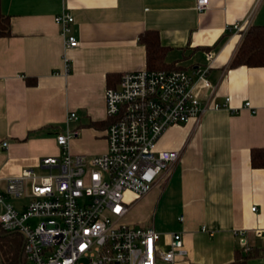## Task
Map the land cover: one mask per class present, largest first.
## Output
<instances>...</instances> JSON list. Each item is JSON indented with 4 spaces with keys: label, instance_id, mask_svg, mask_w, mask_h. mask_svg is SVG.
<instances>
[{
    "label": "crops",
    "instance_id": "obj_1",
    "mask_svg": "<svg viewBox=\"0 0 264 264\" xmlns=\"http://www.w3.org/2000/svg\"><path fill=\"white\" fill-rule=\"evenodd\" d=\"M194 4L0 0V12L9 19V35L0 37V190L23 170L37 176L50 170L40 161L61 155L54 138L71 112L76 118L68 128L78 134L67 143L69 153L92 157L106 151L110 120L104 92L122 73L146 69L139 40L156 33L164 49L160 70L206 66L210 87L194 76L196 95L212 104L229 101L205 111L197 122L166 129L157 149L178 150V160L147 195L130 203L125 221L151 224L164 247L169 233L180 232L186 256L175 264H264V168H252L249 156L251 149L264 147V66H230L248 29L264 26V0H209L201 12ZM62 10L73 17L75 48H64L54 23ZM245 20L243 33L228 28ZM245 101L250 108L243 107ZM159 212L172 217L162 232L155 226ZM236 231L245 232V246ZM1 232L21 239L25 264L23 238Z\"/></svg>",
    "mask_w": 264,
    "mask_h": 264
},
{
    "label": "built area",
    "instance_id": "obj_2",
    "mask_svg": "<svg viewBox=\"0 0 264 264\" xmlns=\"http://www.w3.org/2000/svg\"><path fill=\"white\" fill-rule=\"evenodd\" d=\"M208 4L209 0H195L194 9L204 11ZM53 18L64 48L77 47L69 12L62 10ZM246 23L228 28L243 33ZM63 61L67 71L69 61L64 57ZM207 72L203 66L191 72L174 68L122 73L117 85L104 92L105 116L110 120L104 153L92 157L69 153L67 143L78 134L68 128L67 123L76 118L71 112L65 129L54 138L61 155L40 161L50 170L41 176L23 170L6 180L0 190V230L23 238L28 264H175L185 258L180 232L169 233L164 247L161 234L151 225L129 224L125 217L130 203L147 195L178 160V150L157 149L166 129L197 122L205 111L228 103L227 98L216 104L198 98L193 77L209 88ZM243 107L250 108V102ZM13 199L26 201L15 205ZM235 235L245 246V232Z\"/></svg>",
    "mask_w": 264,
    "mask_h": 264
},
{
    "label": "trees",
    "instance_id": "obj_3",
    "mask_svg": "<svg viewBox=\"0 0 264 264\" xmlns=\"http://www.w3.org/2000/svg\"><path fill=\"white\" fill-rule=\"evenodd\" d=\"M8 35L9 19L0 12V37ZM242 40L230 66H264V26L257 25L250 27ZM139 41L145 45L146 69L157 70L164 68V49L158 43L156 33H148ZM249 156L252 168H264V147L251 149ZM0 238H5L0 242V255L3 259V264H22L23 257L19 251L21 239L2 234L1 230Z\"/></svg>",
    "mask_w": 264,
    "mask_h": 264
},
{
    "label": "rangeland",
    "instance_id": "obj_4",
    "mask_svg": "<svg viewBox=\"0 0 264 264\" xmlns=\"http://www.w3.org/2000/svg\"><path fill=\"white\" fill-rule=\"evenodd\" d=\"M12 204H16L18 200H10ZM156 220H155V226L156 228L159 230V231H163L165 229H168V224H170V220L172 219V217L170 215H162L160 216V212L157 213L156 215ZM152 222V221H151ZM154 224V223H153ZM151 225V224H150ZM5 238H0V242H2ZM3 246V245H2ZM25 264H28L26 261H25ZM156 264H169L167 262H161V261H158Z\"/></svg>",
    "mask_w": 264,
    "mask_h": 264
}]
</instances>
